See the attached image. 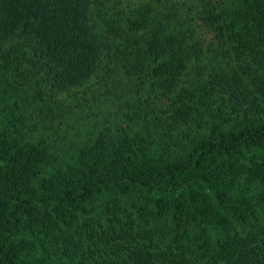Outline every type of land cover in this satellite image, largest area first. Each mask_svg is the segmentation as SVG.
Here are the masks:
<instances>
[{"label":"trees","instance_id":"1","mask_svg":"<svg viewBox=\"0 0 264 264\" xmlns=\"http://www.w3.org/2000/svg\"><path fill=\"white\" fill-rule=\"evenodd\" d=\"M0 264H264V0H0Z\"/></svg>","mask_w":264,"mask_h":264}]
</instances>
